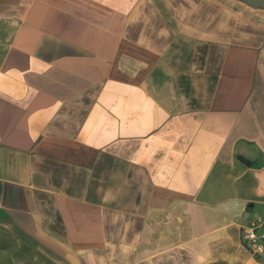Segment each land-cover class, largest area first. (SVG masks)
<instances>
[{
    "label": "crops",
    "instance_id": "0c3cea01",
    "mask_svg": "<svg viewBox=\"0 0 264 264\" xmlns=\"http://www.w3.org/2000/svg\"><path fill=\"white\" fill-rule=\"evenodd\" d=\"M257 216L263 4L0 0V264H264Z\"/></svg>",
    "mask_w": 264,
    "mask_h": 264
},
{
    "label": "built area",
    "instance_id": "2783aa9c",
    "mask_svg": "<svg viewBox=\"0 0 264 264\" xmlns=\"http://www.w3.org/2000/svg\"><path fill=\"white\" fill-rule=\"evenodd\" d=\"M264 218L257 216L242 227V237L254 256L264 259Z\"/></svg>",
    "mask_w": 264,
    "mask_h": 264
},
{
    "label": "water",
    "instance_id": "95a60500",
    "mask_svg": "<svg viewBox=\"0 0 264 264\" xmlns=\"http://www.w3.org/2000/svg\"><path fill=\"white\" fill-rule=\"evenodd\" d=\"M250 1L264 5V0H250Z\"/></svg>",
    "mask_w": 264,
    "mask_h": 264
}]
</instances>
